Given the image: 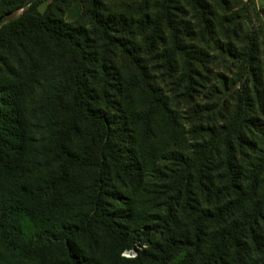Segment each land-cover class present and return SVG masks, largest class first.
I'll list each match as a JSON object with an SVG mask.
<instances>
[{
    "label": "trees",
    "instance_id": "obj_1",
    "mask_svg": "<svg viewBox=\"0 0 264 264\" xmlns=\"http://www.w3.org/2000/svg\"><path fill=\"white\" fill-rule=\"evenodd\" d=\"M25 2L0 0V19ZM40 2L0 31L14 27L33 61L29 86L0 79V264H101L80 240H124L145 220L134 208L140 192L164 207L142 234H154L138 257L145 264H170L185 250L189 264H264L259 176L242 173L235 157L254 120L218 128L229 144L219 162L206 145L195 158L159 152L155 122L175 126V118L156 111L154 92L152 109L132 110L136 85L117 67L123 58L135 65L140 55L165 56L192 78L194 66L205 70L232 47L227 28L239 35L232 0H140L113 10L83 0L86 26L65 21L69 0L44 14Z\"/></svg>",
    "mask_w": 264,
    "mask_h": 264
},
{
    "label": "rangeland",
    "instance_id": "obj_2",
    "mask_svg": "<svg viewBox=\"0 0 264 264\" xmlns=\"http://www.w3.org/2000/svg\"><path fill=\"white\" fill-rule=\"evenodd\" d=\"M104 1L113 10L116 5L140 0ZM232 3L236 7L235 23L241 29L239 35L235 38L233 26L227 28L231 30L228 34L232 47L224 46L225 49L214 56L215 60L209 62L205 70L194 66L192 78H188L187 67L184 69L181 63L176 64L174 58L167 61L165 56L157 58L151 55L149 58L140 55V62L135 65L131 59L123 58L117 67L125 79L132 80L136 85L132 110L145 112L151 108L149 102L152 97L149 96L150 92H154L160 107L156 111L175 118V126L161 117L155 122L151 147L159 152L176 151L195 158L196 153L206 145L220 153L219 162L225 159L229 144H226V137L224 139L223 131L218 128L240 127L238 119L254 120V123L247 125V129H241L249 142L243 148L237 147L235 142V157L242 173H248L252 179L255 175L259 176L256 194H262L264 199V0H232ZM55 6L57 0H41L38 10L44 14ZM84 7L83 0H69L65 21L86 26ZM21 17L19 15L1 29L19 21ZM14 30L11 27L8 33L0 36V41L3 38L9 41L4 45V41L0 42V79L26 87L31 84L29 74L33 61L20 51L18 32ZM214 130L216 133L213 134ZM167 163L159 162L162 169L169 173L166 169H170L171 165ZM117 188L127 198H132L120 186ZM134 208L145 220L136 221L135 228L130 229L124 240L114 241L107 235L98 234L92 240L90 237L80 240L83 250L101 264H145L138 257L142 250H150L144 241L153 240L154 234L147 238L142 234L148 233L156 225L155 215L161 214L164 207L161 211L160 208L156 209L155 205L147 203L144 193L140 192ZM143 224L147 225L144 229ZM260 224L264 244V221ZM154 238H160V235L156 234ZM189 253V250L182 251L170 264H189L186 258Z\"/></svg>",
    "mask_w": 264,
    "mask_h": 264
},
{
    "label": "water",
    "instance_id": "obj_3",
    "mask_svg": "<svg viewBox=\"0 0 264 264\" xmlns=\"http://www.w3.org/2000/svg\"><path fill=\"white\" fill-rule=\"evenodd\" d=\"M38 0H26V2L19 7L18 9L6 14L0 19V29L12 22L14 19H16L19 15H23V13L28 10L33 4H35Z\"/></svg>",
    "mask_w": 264,
    "mask_h": 264
}]
</instances>
